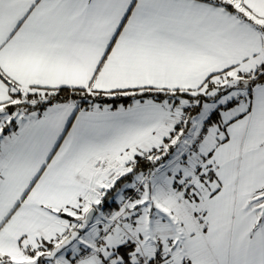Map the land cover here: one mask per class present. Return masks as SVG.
<instances>
[{"label":"snow or ice","instance_id":"obj_1","mask_svg":"<svg viewBox=\"0 0 264 264\" xmlns=\"http://www.w3.org/2000/svg\"><path fill=\"white\" fill-rule=\"evenodd\" d=\"M0 264H264V0H0Z\"/></svg>","mask_w":264,"mask_h":264}]
</instances>
